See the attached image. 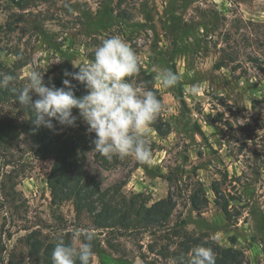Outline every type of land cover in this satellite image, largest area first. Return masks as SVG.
<instances>
[{
	"label": "rangeland",
	"instance_id": "rangeland-1",
	"mask_svg": "<svg viewBox=\"0 0 264 264\" xmlns=\"http://www.w3.org/2000/svg\"><path fill=\"white\" fill-rule=\"evenodd\" d=\"M114 35L134 49L146 73L156 77L167 68L180 76L172 88L154 83L163 104L155 120L171 132L160 136L148 127L151 165L114 156L105 168L87 151L88 175L103 189L142 193L149 204L172 191L171 227L242 250L248 264H264V0H0V72L18 61L24 86L35 70L46 85L63 87L64 71L78 72L73 63L91 62L102 40ZM132 83L147 91L145 81ZM197 84L201 91L193 95ZM26 119L18 104H0V185L10 180L8 191L18 198L13 203L0 190V264H8L12 249L27 263L18 239L28 232L54 241L93 228L86 217L77 219L71 202L53 204V160L36 155ZM215 184L229 201L230 220L215 202ZM193 194L208 200L201 211L192 206ZM95 231V264H174L150 250L168 245L163 234Z\"/></svg>",
	"mask_w": 264,
	"mask_h": 264
},
{
	"label": "trees",
	"instance_id": "trees-1",
	"mask_svg": "<svg viewBox=\"0 0 264 264\" xmlns=\"http://www.w3.org/2000/svg\"><path fill=\"white\" fill-rule=\"evenodd\" d=\"M22 65L16 61L13 69H8L7 74L15 77L6 87H0V104L14 102L20 106L21 114L26 117L25 129L29 135L36 155L40 159L53 160V167L48 179V186L52 196V202L60 205L64 202H71L78 220L84 217L89 219L95 230H104L110 232L125 233L136 230H147L153 234H163L168 245L162 247L159 251L154 246H150L151 252L157 254L166 260H172L178 264L181 257L185 264L190 259L191 251L198 245L209 247L215 254V264H248L246 255L242 250L233 247H224L216 243L206 235H189L184 233L178 227L170 226V219L176 209L177 202L172 191L166 198L160 199L149 204L148 199L142 193L128 196L122 192L121 185L103 189L98 180L87 173L86 152L93 149L92 144L95 138L94 133L88 132V126L79 118L77 109H73V114L78 117L75 127L61 126L58 122L55 124V131L48 128H35L33 123V114L30 109L21 106L16 99V95L24 85L18 81L15 69ZM144 82L145 89L155 92L160 99L159 93L154 89L155 75L146 73L140 66L139 72L130 78V81ZM75 85L74 92L77 97L86 94L84 85L73 80ZM16 89V92L12 91ZM37 97L34 95L33 99ZM160 136H166L171 132V126L154 120L150 125ZM96 160L103 167H110L111 161L99 154H96ZM9 182H3L0 185L3 198H10L13 203L18 201L17 192L12 189L8 191ZM212 190L215 195V202L221 207L227 220L231 219L229 201L220 190L218 185H213ZM191 203L196 211H201L208 204V200L202 202L198 195L191 196ZM71 232L60 239L65 243H71ZM58 239V240H60ZM58 240L48 241L43 239L38 230L28 232L18 239L23 247L28 250V261H20L17 258L19 254L16 249L9 253L8 264H52L51 253ZM95 240L93 241V250L97 248ZM108 246L117 251L116 245L112 242ZM2 252L6 251L2 247ZM79 264V261H77Z\"/></svg>",
	"mask_w": 264,
	"mask_h": 264
},
{
	"label": "clouds",
	"instance_id": "clouds-1",
	"mask_svg": "<svg viewBox=\"0 0 264 264\" xmlns=\"http://www.w3.org/2000/svg\"><path fill=\"white\" fill-rule=\"evenodd\" d=\"M65 7L69 12L73 11L69 4ZM73 65L79 71L65 70L63 87H57L51 80L46 85L45 74L34 70L28 76V83L17 93V102L31 110L35 128L55 131L53 121L61 126L75 127L78 117L73 114V109H77L88 132L95 134L91 153L109 160L114 156L121 159L132 156L141 164L151 165L153 153L146 132L162 112L163 104L155 92L141 93L130 81L140 70L134 49L120 36H110L95 49L91 62L80 67ZM14 79V76L0 72V87L8 86ZM73 80L85 86V95H75ZM155 80L159 86L168 89L178 83L180 76L165 68ZM12 91L16 92V89ZM200 91L199 84L191 88L193 95ZM71 239V243H65L63 239L56 242L51 253L52 264H77V261L95 264V229L76 228ZM178 264H185L183 257ZM187 264H215V254L211 248L198 245L192 249Z\"/></svg>",
	"mask_w": 264,
	"mask_h": 264
}]
</instances>
